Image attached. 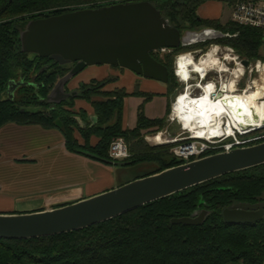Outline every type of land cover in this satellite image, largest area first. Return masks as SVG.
<instances>
[{
	"label": "trees",
	"instance_id": "obj_1",
	"mask_svg": "<svg viewBox=\"0 0 264 264\" xmlns=\"http://www.w3.org/2000/svg\"><path fill=\"white\" fill-rule=\"evenodd\" d=\"M140 1L150 2L180 33L211 29L226 36L180 47L161 58L159 54L151 53L168 70L166 85L172 96L180 88L173 75V64L175 56L181 53L199 49L205 52L210 45H223L243 60L264 62V55L259 53L264 47V36L260 31L205 20L197 15L201 5L225 0L128 2ZM113 4L115 2L111 0H0V128L15 123L58 130L69 152L104 164L112 162L108 157L109 147L114 139L120 138L126 142L130 157L112 163L126 164L124 167L154 163L156 170L146 175L149 176L182 164L174 157L169 160L161 155L173 144L150 147L141 135L142 131L159 132L167 126L171 104L167 107L166 117L159 120L146 119L140 107L136 128L124 131L120 117L126 94L117 91L111 94L115 97L113 101L92 102L96 124L85 123L80 127L77 119L62 111V107L75 99L89 102L115 78L82 84L77 98H70L59 106L48 105L45 98L56 78L66 75L72 65L60 66L48 58L23 53L20 46L19 32L31 20L78 9L67 8L70 6L86 5L85 8L96 9ZM9 81L21 83L12 99L7 96ZM114 112H117L118 120L109 126ZM74 131L79 134L82 144L74 138ZM91 137L98 139L94 146L90 144ZM200 202L203 205L199 206ZM235 204H264V165L225 175L80 231L30 240H0V264H263L264 216L256 224H225L222 211ZM197 209L210 212L201 226L170 223L172 219L189 217Z\"/></svg>",
	"mask_w": 264,
	"mask_h": 264
},
{
	"label": "water",
	"instance_id": "obj_2",
	"mask_svg": "<svg viewBox=\"0 0 264 264\" xmlns=\"http://www.w3.org/2000/svg\"><path fill=\"white\" fill-rule=\"evenodd\" d=\"M225 37L211 29L180 33L148 1L80 9L31 20L19 32L23 53L48 58L60 66L72 65L66 75L56 78L47 94L45 102L51 106H59L70 98L78 97L77 91L67 92L66 87L87 67H119L143 78L167 84V68L157 62L151 53L160 49L176 50ZM242 64L246 67L248 62L243 61ZM20 84L8 82L9 99L13 98ZM90 121L93 126L97 119L94 116ZM259 131L252 129L248 133L250 135ZM261 165H264V142L212 154L53 210L0 215V240H30L80 231L225 175ZM204 207L207 208L206 205ZM209 214L206 209H197L189 217L172 219L170 223L198 227ZM263 216L264 204H236L222 211L223 222L235 226L256 224Z\"/></svg>",
	"mask_w": 264,
	"mask_h": 264
},
{
	"label": "crops",
	"instance_id": "obj_3",
	"mask_svg": "<svg viewBox=\"0 0 264 264\" xmlns=\"http://www.w3.org/2000/svg\"><path fill=\"white\" fill-rule=\"evenodd\" d=\"M108 77L115 78V81L106 85L103 93L122 91L126 94L122 99V130L136 128L140 107L148 120L166 117L167 107L174 98L169 94L167 85L125 69L87 67L66 89L69 86L75 89L79 85ZM74 107L86 113L91 123L94 111L89 102L75 99ZM76 119L80 127L85 126L81 119ZM117 120L118 114L114 112L109 126ZM74 135L81 144L83 141L79 134L75 132ZM97 142L96 138L90 140L92 146ZM126 168L128 166L104 164L69 152L58 130L8 123L0 128V215L53 210L113 190L131 181L125 177Z\"/></svg>",
	"mask_w": 264,
	"mask_h": 264
},
{
	"label": "bare ground",
	"instance_id": "obj_4",
	"mask_svg": "<svg viewBox=\"0 0 264 264\" xmlns=\"http://www.w3.org/2000/svg\"><path fill=\"white\" fill-rule=\"evenodd\" d=\"M216 52V49L210 51L207 57L198 63L190 57L181 56L175 65L180 79L185 82L191 76L190 72H194L199 81L203 79L204 73L209 68L219 71L221 75L226 73V67ZM226 60L229 58L226 57ZM237 68L238 77L243 73V69L241 66ZM258 72L259 76L254 80V87L244 94L233 93V79L229 80L224 87L225 91L223 90L219 93L220 96L214 99L212 98L215 88L213 82H208L205 87L203 86L204 91L195 97L190 96L188 91L180 93L174 102V98L172 100L174 104L171 116L180 123L181 131L189 132L194 139H219L226 133L232 136L234 130L244 134L251 131V129L247 130L248 127L262 128L264 125V67L259 65ZM223 82L224 80L222 84ZM149 139L151 138H147V141ZM167 141L169 142L165 144L176 142L171 139ZM160 143V141H153L154 145Z\"/></svg>",
	"mask_w": 264,
	"mask_h": 264
},
{
	"label": "built area",
	"instance_id": "obj_5",
	"mask_svg": "<svg viewBox=\"0 0 264 264\" xmlns=\"http://www.w3.org/2000/svg\"><path fill=\"white\" fill-rule=\"evenodd\" d=\"M220 3V2H219ZM223 4H226L230 8V18L228 19V23L234 24L239 27L243 28H250L254 30L260 31L264 36V0H234V1H223L221 2ZM221 48L224 49L225 53L222 55H219ZM216 49V55L219 56V59L222 60L224 63L227 72L223 73L222 75L219 73V71L214 70L213 68H209L204 73L203 79H200L198 81V76L194 72H190V77L187 81L183 82L180 79V76L177 73L176 69V62L181 56L190 57L194 62H199L204 57H207L208 53L212 50ZM172 50L168 49H160L159 51L155 52L159 54L160 56H163L164 54L170 53ZM199 54H202L203 56L201 59H197V56ZM226 57L229 58V60H226ZM246 61L241 59L234 50H232L230 47L223 46V45H210V47L205 51H192L187 52L183 54H179L175 56L174 58V68H173V75L177 81V83L181 87V91H177L173 102L177 99V96L182 92H189L190 96H197L201 92H203V86L205 87L208 82L214 83V94H212V98L214 99L219 93H221L223 90L225 91L226 88H224L229 80H234V94H244L245 92L249 91L254 87V80L257 76H259V65L264 67V62L261 61H255L248 62V65L245 67L242 62ZM238 66H241L243 69V73L239 74L237 77L236 73L238 72ZM222 80H224V84H222ZM199 87V89L197 88ZM172 102L171 104V110L172 105L174 104ZM169 121L171 123L175 122V119L170 116ZM254 127H248L247 130L252 131ZM255 129V128H254ZM262 128H260L261 130ZM184 132V131H182ZM250 132V131H249ZM188 137L186 138H179L180 135L176 136L174 139H171L172 141H176L172 144L175 146L172 148V154L174 158L177 160L182 161V164H187L191 162L192 160H198L202 158L204 155L208 154L209 151L212 149V146L219 142L232 139V142L228 145H223L222 149H224L225 152H229L234 148L242 147L245 145H248L252 142L262 140L264 139V134L259 136L258 138H245L242 140H239V137L247 136L249 135L248 132L241 134L239 131L234 130L232 132V136H228L226 133L225 136L219 138V139H212V140H202V139H194L192 135L189 132ZM160 134V133H158ZM251 135V134H250ZM222 140V141H221ZM130 154L127 148V145L124 143V141L120 138L114 139L109 147L108 157L112 162H122L129 158ZM264 264V262H263Z\"/></svg>",
	"mask_w": 264,
	"mask_h": 264
},
{
	"label": "rangeland",
	"instance_id": "obj_6",
	"mask_svg": "<svg viewBox=\"0 0 264 264\" xmlns=\"http://www.w3.org/2000/svg\"><path fill=\"white\" fill-rule=\"evenodd\" d=\"M128 1L129 0H111V2H115V4L125 3V2H128ZM85 7H87V6L86 5H84V6L80 5V6H77V7H73V6L71 7L70 6V7H67V8H78L77 10L88 9V8H85ZM197 15L200 18H202V19H205V20H207V19H209V20H217L220 23L224 24L230 18V8L226 4H223V3L218 4V3H213V2H207V3L201 5L198 8ZM185 32H183V34ZM224 53H225L224 49L221 48V51H220L219 55H222ZM259 53L264 55V47H261ZM181 54H183V53H181ZM201 55L202 54H199L197 56V59H201L203 57ZM159 57L161 58L162 56H159ZM259 60H255V61H259ZM255 61L253 60L251 62L254 63ZM173 68H174V64H173ZM88 84H86V85H88ZM73 89L74 88H72V86H69V88H67V90L69 92H72ZM79 90H80V85L78 86V88L74 89V91H77V92H79ZM179 90H180V88L178 89V91ZM99 92L100 93H97V94H95V95H93L91 97V99L89 100L90 104L93 102L92 99L95 100L94 102H110V101L115 100L114 99L115 98L114 95H111L109 93L108 94L107 93H103L102 89ZM74 101H71L66 106L62 107V111L66 112L68 114H71L75 118L81 119L86 124H91L89 122L88 118H87V114L86 113L82 112L81 110H76L75 109ZM32 109L35 110V108H32ZM170 116H171V110H170V114L168 116V123H167V124H170V125L168 127L166 126L165 128H163L161 130V132L160 131L159 132H156V131L153 132L154 130H150V131L147 130L148 132H145V131L141 132V135L144 136V140L147 142L146 144H148V146H150V147H161V146H168V145L170 146V144H165V142H169L167 140L174 139L178 135H180L179 138H186V137L189 136L188 133L181 131V126L179 125L180 123H178L176 120L173 123H171L169 121ZM83 119H85V120H83ZM75 132L76 131H74V134H75ZM158 133H161V134H158ZM262 134H264V129H261L259 132H256V133L251 134V135L239 137V140H242V139H245V138H248V137L250 139L251 138L255 139V138H258L259 136H261ZM74 138H75V135H74ZM91 138H95V137H91ZM91 138H90V140H91ZM147 138H151V139H149L150 142L147 141ZM153 141H156V142L160 141L161 143L158 144V145H154ZM231 142H232V139H228V140H225V141H222V142H219V140H218V143L213 145L212 149L209 151V153L204 155L202 158H204L206 156H209V155H212V154L225 152L224 149H222V146L223 145L226 146V145L230 144ZM261 142H264V139L258 140V141L255 140V142H252V143H250L248 145H245L244 147L255 145V144H258V143H261ZM82 143L83 142H81V144ZM124 143L126 144V142H124ZM173 147L166 148L165 149L166 153L165 154H161V155H164L169 160L172 159V157H174L173 154H172V151H171ZM193 161H196V160H192L191 162H193ZM156 167H157V165L154 164V163H148V162L137 163V164L131 165L128 168H126L127 170L125 171L124 174L126 175L125 177H127L129 180L133 181V180H136V179H139V178H143L146 175L154 172L156 170ZM120 176L122 177L123 175L121 174Z\"/></svg>",
	"mask_w": 264,
	"mask_h": 264
},
{
	"label": "flooded vegetation",
	"instance_id": "obj_7",
	"mask_svg": "<svg viewBox=\"0 0 264 264\" xmlns=\"http://www.w3.org/2000/svg\"><path fill=\"white\" fill-rule=\"evenodd\" d=\"M201 30V29H200ZM202 30H204V29H202ZM199 31V30H198ZM198 51H202L201 49H199ZM67 92H68V90H67ZM236 205V204H235ZM253 205H255V204H253ZM232 206H234V205H232ZM232 206H230V208L232 207ZM201 210V209H200Z\"/></svg>",
	"mask_w": 264,
	"mask_h": 264
}]
</instances>
